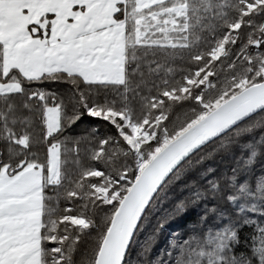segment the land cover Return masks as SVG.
<instances>
[{"label": "snow or ice", "instance_id": "1", "mask_svg": "<svg viewBox=\"0 0 264 264\" xmlns=\"http://www.w3.org/2000/svg\"><path fill=\"white\" fill-rule=\"evenodd\" d=\"M0 264H264V0H0Z\"/></svg>", "mask_w": 264, "mask_h": 264}]
</instances>
